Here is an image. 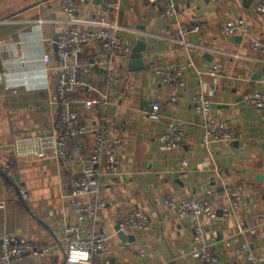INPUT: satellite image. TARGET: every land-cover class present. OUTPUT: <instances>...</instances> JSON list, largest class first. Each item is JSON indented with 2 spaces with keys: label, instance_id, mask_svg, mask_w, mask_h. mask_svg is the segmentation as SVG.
Returning a JSON list of instances; mask_svg holds the SVG:
<instances>
[{
  "label": "crops",
  "instance_id": "1",
  "mask_svg": "<svg viewBox=\"0 0 264 264\" xmlns=\"http://www.w3.org/2000/svg\"><path fill=\"white\" fill-rule=\"evenodd\" d=\"M106 1L88 0L70 14L63 0H0V168L18 184L16 189L0 173V244L13 236L26 237L39 247L51 245L52 251L40 250L19 264H63L68 227L77 219L71 176L81 171V162L75 157L65 165L58 155L39 158L14 149L13 142L53 130L64 106L58 99L62 69L80 64L90 68L94 85L77 87L68 99L88 126L90 152L98 125L96 108L85 101L100 95L97 63L103 36L118 24L124 44L111 53L112 70L120 81L111 92V114L116 121L128 120L131 128L121 164L104 173L98 194L82 196L96 204L95 215L84 221L85 232H103L112 259L120 264H201L189 245L192 216H181L163 197H202L213 189L217 217H205L204 222L206 242L219 264H248L245 254L237 252L244 242L264 256V110L244 99L248 90L262 87L264 52L253 44L264 45V13L256 10L253 0H177L179 14L173 18L167 14L168 0H121L119 10L103 14ZM231 18L244 19L232 35L238 40L223 31ZM68 22L87 29L92 38L78 58L64 61L57 53V34ZM136 34L150 39L144 52L147 67L141 70L130 69L131 39ZM199 48L211 51L213 60L198 55ZM168 63L189 64L184 87L158 75L157 68ZM213 65H220L225 75L207 73ZM202 91L213 97V115L237 128L232 142L203 140L202 116L192 109L194 95ZM156 100L166 104L164 117L140 113L152 109ZM172 118L187 121V132L179 148L166 152L160 137ZM184 158L188 165L179 167ZM216 167L223 169L222 179ZM227 183L244 187L237 210L230 209ZM137 208L148 214L150 226L128 230L135 238L124 241L116 227ZM226 208L231 210L229 217ZM93 264L109 263L97 255Z\"/></svg>",
  "mask_w": 264,
  "mask_h": 264
},
{
  "label": "built area",
  "instance_id": "2",
  "mask_svg": "<svg viewBox=\"0 0 264 264\" xmlns=\"http://www.w3.org/2000/svg\"><path fill=\"white\" fill-rule=\"evenodd\" d=\"M86 1L88 0H63V6L66 12L74 14ZM147 1L151 4L159 2V0ZM253 2L256 10L264 13V0H253ZM121 6V0H107L102 8V13L106 14L111 10H119ZM167 14L173 18L179 14L177 0H168ZM243 23L244 19L235 20L231 18L225 22L223 31L226 35L232 36L236 33L237 25ZM113 29L111 33L103 36L102 51L97 63L100 66V95L95 99L85 101L86 106L96 108L98 125L90 152L86 151L89 135L88 126L81 114L73 109L72 101L68 99L70 93L77 87H92L94 85L90 68L80 64H65L62 69L58 84V99L64 103V106L61 108L53 130L48 133L25 136L13 142L14 149L39 158L58 155L65 165L75 157H78L81 162V171L74 172L71 176L72 194L76 198L74 200V212L77 219L68 227L66 238L67 264H93L97 255L106 257L109 264H120L119 261L112 259L110 242L103 232L96 231L92 234L85 232L84 221L95 215L96 204L86 202L82 198L86 194H98L104 173L121 164V151L124 146L125 135L131 128L128 120L116 121L111 114V106L115 104L111 92L120 83L112 70L111 53L119 51L124 44L120 25H114ZM57 35V53L64 61L70 58H78L92 38V34L87 29L71 22L63 24ZM253 46L264 52V45L261 41H256ZM45 59L49 61L51 55H47ZM23 62L26 60L23 59ZM188 66L189 64L168 63L159 66L157 73L164 80L182 88L186 84L183 75ZM206 72L211 75H225L220 65H213ZM0 96H2L1 91ZM244 99L250 101L255 107L264 110V75L262 87L248 90ZM213 104V97L204 91L196 93L192 101L193 111L202 116L199 126L203 131V140L207 143L213 141L230 143L236 138L238 130L226 119H219L213 115ZM165 107V103L156 100L152 109L140 110V113L152 119H160L165 116ZM186 132L187 121L180 118L169 120L160 137L161 149L172 152L179 148L185 139ZM188 163L189 161L184 158L179 161V167H185ZM215 172L219 179L224 177L222 168L216 167ZM8 175L10 179L7 181L13 185V176ZM224 188L230 197V209L237 210L245 192L243 185L227 183ZM22 194L25 198L29 196L26 191H23ZM163 200L166 205L177 210L181 216H192L193 231L189 239L192 255L201 264H219L220 258L211 245L206 242L207 227L204 222L205 217H217L214 190L209 189L206 195L202 197L176 198L173 195H165ZM100 204L106 205V202L101 201ZM230 209L226 208L225 217L231 215ZM119 225L126 231L148 229L150 220L144 209L137 208L123 216ZM40 250L51 252L52 247L51 245L39 247L26 237H10L0 244V264H19L22 260L35 256ZM237 252L245 254L248 264H264V256L253 251L248 242H244L241 247L237 248Z\"/></svg>",
  "mask_w": 264,
  "mask_h": 264
},
{
  "label": "water",
  "instance_id": "3",
  "mask_svg": "<svg viewBox=\"0 0 264 264\" xmlns=\"http://www.w3.org/2000/svg\"><path fill=\"white\" fill-rule=\"evenodd\" d=\"M205 19H199V21H202ZM141 28V27H139ZM230 39H239V37H230ZM149 37H147L146 35L143 34H136L133 35L132 39H131V64H130V69L131 70H141L147 67L145 60H144V52L147 49V44L149 42ZM198 55H200L201 57L212 61L214 58V55L211 51L204 49V48H199L197 50ZM0 173L5 176L8 180L10 179L9 175L2 169L0 168ZM12 184L15 186L16 189H18V184L17 182H15V180H12ZM19 191V190H18ZM20 192V191H19ZM22 194H20L21 196ZM25 203V201H24ZM26 204V203H25ZM30 210V209H29ZM36 218H38L40 221H42L46 226L49 227L51 233L56 236L54 229L52 227H50L45 221H43L42 219H40L37 215H35V213H32ZM116 230L118 231L120 237L124 240V241H132L135 236L132 234H129L128 231L122 229L120 227V225H118L116 227ZM67 259H68V254L65 255V259L63 261V264H67Z\"/></svg>",
  "mask_w": 264,
  "mask_h": 264
}]
</instances>
